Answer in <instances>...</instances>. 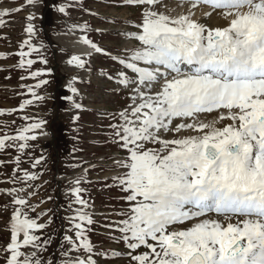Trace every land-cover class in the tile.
<instances>
[{
    "label": "snow or ice",
    "instance_id": "obj_1",
    "mask_svg": "<svg viewBox=\"0 0 264 264\" xmlns=\"http://www.w3.org/2000/svg\"><path fill=\"white\" fill-rule=\"evenodd\" d=\"M85 3L58 5L65 17L73 8L89 17L70 28L79 30L86 51L67 63L91 74L94 57L106 61L98 76L116 104L86 107L77 99V81L84 83L77 76L63 99L77 110L73 123L80 112L97 114L103 146L114 149L110 166L86 159L71 165L80 172L68 181L67 227L54 244V210L41 209L43 199L32 202L43 173L30 169L46 157L30 150L49 133L48 121L26 109L49 98L39 90L52 69L33 67L49 61L45 45L33 42L38 30L29 13L14 67L27 73L21 81L35 83L20 84L26 92L19 95L30 98L18 109H0V115L25 113L13 134L0 135V153L17 152L0 159V166L14 165L4 181L11 186L0 188L8 198L0 212L11 208L3 229L8 240L0 244L3 264H264V0H177L175 7L170 0H110L113 10L131 15L104 13L107 30L90 22L100 12ZM22 8L0 10V27ZM212 19L217 23L207 22ZM106 31L119 38L114 47L90 36ZM24 156L30 169L22 166ZM98 167L106 175L94 181L90 172ZM101 179L104 189L117 192V203L99 214L104 223L89 191ZM98 228L99 241L93 238Z\"/></svg>",
    "mask_w": 264,
    "mask_h": 264
},
{
    "label": "rangeland",
    "instance_id": "obj_2",
    "mask_svg": "<svg viewBox=\"0 0 264 264\" xmlns=\"http://www.w3.org/2000/svg\"><path fill=\"white\" fill-rule=\"evenodd\" d=\"M177 2V0H172ZM69 0H37L35 6H29L26 4V0H0V7L3 8H16L23 6L22 10L13 13L11 16L5 17L9 23L6 26L0 27V53L9 54L7 58H0V109H12L19 108V104L23 99L30 98L27 95L21 96L19 93L26 92V89L20 87L21 83L34 84L35 81L29 79L21 81V75H27V73L14 65L18 62V57L15 53L19 51L20 42L26 38L24 33V27L26 26V17L29 13H34L36 19L33 21L38 34L33 38V42L36 44L43 43L44 48L41 52L49 61L47 66L37 63L34 65V69L42 67H48L52 69L50 75L46 76L50 83L44 88L40 89L41 95L47 94L48 99L43 103L34 102L32 106L26 109V113L30 115H37L43 117L48 121L46 131L49 133L47 136L39 138L36 142V147L33 151L35 156L43 154L46 157V164L38 166L37 169H30V158L24 156L23 159L28 161L22 166L29 168L30 170L43 173L41 179L36 181L37 193L32 198L33 203H39L41 199L46 203L41 205V209H53L54 223L51 226L54 244L63 238V229L67 227L63 217L66 215L65 209L67 207V199L65 192L68 187L69 179L76 176L80 169H74L71 167L73 163H82L84 159L96 163L98 165L103 164L105 167L110 166V161L107 156L114 149L103 146L102 136L97 129L98 116L93 111H83L80 121L73 123L72 117L77 113V110L72 108L71 102L63 99L64 96L72 95L67 89V84L73 76H77L84 83L77 81V87L81 90V98H77L88 108H97L102 105L113 107L116 104L114 98L109 97L105 89L107 85L105 81L98 76L99 65L106 63L100 57L93 58V65L95 71L91 74L85 73L81 69H73L68 65V59L74 55L72 48L69 44H65L55 37L57 34H68L75 38L79 36V30L70 31L73 23H82L83 20L89 19V17L78 8L70 9V15L65 17L58 12V5L67 3ZM171 2V1H170ZM86 7L93 9H99L100 17L92 19L90 22L93 25H100L106 30L108 24L104 18V13H107L109 17L112 16H124L131 15V13L123 10H113L110 7V0H86ZM49 9V13H47ZM211 21V20H210ZM210 21H207L210 23ZM211 24V23H210ZM119 26V25H117ZM90 36L95 41L101 43L105 47H114L119 38L115 35H110L107 31L102 35L97 32L90 33ZM35 57L36 54L34 53ZM91 80L89 84L87 81ZM64 103V104H63ZM21 113L19 111L4 115H0V135L5 133L13 134L14 130L21 126L24 122L20 119ZM15 121V123H13ZM7 124L8 127H4ZM59 133V134H58ZM62 138V143L58 141V137ZM94 141H99L94 143ZM83 148L84 151H74V149ZM17 152L14 149L8 150V153H0V159L10 160ZM14 165L9 164L7 166H0V188L10 187V184L4 183L8 174L12 173ZM106 175L98 167L96 170L90 172V178L97 180ZM63 176V178H61ZM47 180L48 183H43ZM91 197L95 201V210L98 213L97 219L100 223H104L100 213L107 211V204H115L117 201L113 199L117 195L115 190L109 191L103 188V181L94 183L89 186ZM51 196L52 199L47 198ZM87 198V196L85 197ZM8 203V198L0 195V206ZM41 209H38L41 210ZM11 212V208L8 209V213L0 212V244L6 243L8 240L7 232L4 221L7 220L8 215ZM102 229L98 228L97 236L94 239L98 241L103 238ZM52 251L58 252V245L53 247ZM3 253H0V264L2 262Z\"/></svg>",
    "mask_w": 264,
    "mask_h": 264
},
{
    "label": "bare ground",
    "instance_id": "obj_3",
    "mask_svg": "<svg viewBox=\"0 0 264 264\" xmlns=\"http://www.w3.org/2000/svg\"><path fill=\"white\" fill-rule=\"evenodd\" d=\"M170 1H171V2H170L171 5H172L173 7H175L177 2H174V1H172V0H170ZM178 10H179V9H178ZM197 15H199V13H198ZM209 21H210V20H209ZM210 23H211V24H215V23H217V21H216L215 19H212V20L210 21ZM56 39H58L59 41L65 43V44H69L70 47L72 48L74 54H82L84 51H86L85 46L82 45V44H80V43H78L79 36H76V38H73V37H70V36L67 35V34H61V33H60V34H57V35H56ZM69 59H70V58H69ZM70 67L73 68V69H77V68H75V67L72 66V65H70ZM209 118H211V117H209ZM61 178H63V176H61Z\"/></svg>",
    "mask_w": 264,
    "mask_h": 264
},
{
    "label": "trees",
    "instance_id": "obj_4",
    "mask_svg": "<svg viewBox=\"0 0 264 264\" xmlns=\"http://www.w3.org/2000/svg\"><path fill=\"white\" fill-rule=\"evenodd\" d=\"M48 12L47 13H49L50 11H49V9L47 10ZM64 101H65V99H64ZM64 104V103H63ZM59 134V133H58ZM62 137V136H61ZM60 136L58 137L59 139H58V141L59 142H61L62 143V138H61Z\"/></svg>",
    "mask_w": 264,
    "mask_h": 264
},
{
    "label": "crops",
    "instance_id": "obj_5",
    "mask_svg": "<svg viewBox=\"0 0 264 264\" xmlns=\"http://www.w3.org/2000/svg\"><path fill=\"white\" fill-rule=\"evenodd\" d=\"M68 35V34H67ZM70 36V35H69ZM71 37V36H70ZM56 38V37H55ZM76 38V37H75ZM58 40V39H57Z\"/></svg>",
    "mask_w": 264,
    "mask_h": 264
}]
</instances>
